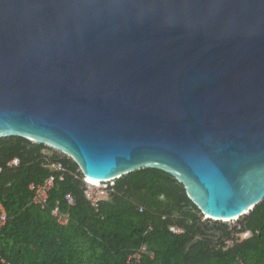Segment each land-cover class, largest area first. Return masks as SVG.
<instances>
[{
	"label": "water",
	"instance_id": "95a60500",
	"mask_svg": "<svg viewBox=\"0 0 264 264\" xmlns=\"http://www.w3.org/2000/svg\"><path fill=\"white\" fill-rule=\"evenodd\" d=\"M84 176L175 175L204 220L264 200V0H0V137Z\"/></svg>",
	"mask_w": 264,
	"mask_h": 264
},
{
	"label": "trees",
	"instance_id": "16d2710c",
	"mask_svg": "<svg viewBox=\"0 0 264 264\" xmlns=\"http://www.w3.org/2000/svg\"><path fill=\"white\" fill-rule=\"evenodd\" d=\"M51 149L24 136L0 137V204L8 215L0 251L10 264H264V200L237 226L217 221L214 228L175 175L145 167L107 182V196L95 203L78 162ZM50 176L55 185L42 207L30 185ZM56 206L69 213L66 224L53 215ZM144 245L140 261L130 260Z\"/></svg>",
	"mask_w": 264,
	"mask_h": 264
},
{
	"label": "built area",
	"instance_id": "2783aa9c",
	"mask_svg": "<svg viewBox=\"0 0 264 264\" xmlns=\"http://www.w3.org/2000/svg\"><path fill=\"white\" fill-rule=\"evenodd\" d=\"M18 163H19V159H15L11 163V165L18 164ZM51 165L57 170H65L62 163L54 162V163H51ZM0 171H1V168H0ZM84 180L86 181V184H87L86 189H85V193L87 197L93 200L95 203H97L101 199V194L103 191L98 192L96 186L90 183L89 179H87L86 177H84ZM54 185H55L54 176L48 177L43 183H40V184L32 183L30 185V189L34 192V198H33L34 203L41 205L42 207H46L49 201V197H50V190L52 189ZM66 200L68 201L70 205L75 204V197L71 193L66 195ZM0 214H1L0 216V227H1L3 224H5V222L7 221V217H8L6 208L3 204H0ZM53 215L56 216L62 224H66L68 222L69 213L67 212L63 213L59 206H56L53 209ZM171 230L176 233H179L182 231L176 226H171ZM0 250H1V242H0ZM142 252H147V245H144L140 249V251L133 254L130 257V260L137 258L138 261H140L142 257L141 256ZM0 264H10L6 259L2 258L1 251H0Z\"/></svg>",
	"mask_w": 264,
	"mask_h": 264
},
{
	"label": "rangeland",
	"instance_id": "374dc122",
	"mask_svg": "<svg viewBox=\"0 0 264 264\" xmlns=\"http://www.w3.org/2000/svg\"><path fill=\"white\" fill-rule=\"evenodd\" d=\"M51 151L62 153L60 150H58V149H56V148L51 149ZM53 152H52V153H53ZM109 183H110V184H113V180H112V181H109ZM95 186H96L98 192L103 191L102 194H101L103 197L107 196V192H105V190L107 189V186H108V183H107V182H101V183H99V184H95ZM243 217H244V216H243ZM240 219H241V218H240ZM240 219H238V220H231V221H228L227 223H228V225H229L230 227L233 228V227H235V226H237V225L239 224ZM212 222H213V221H212ZM215 222H216V224H218V222H220V221H218V222L215 221ZM221 222H224V221H221ZM248 235H249V232L244 233L242 236H243V237H247Z\"/></svg>",
	"mask_w": 264,
	"mask_h": 264
},
{
	"label": "bare ground",
	"instance_id": "6f19581e",
	"mask_svg": "<svg viewBox=\"0 0 264 264\" xmlns=\"http://www.w3.org/2000/svg\"><path fill=\"white\" fill-rule=\"evenodd\" d=\"M89 182L92 183V184H94V185L101 183V181L96 180V179H91V178H89Z\"/></svg>",
	"mask_w": 264,
	"mask_h": 264
}]
</instances>
